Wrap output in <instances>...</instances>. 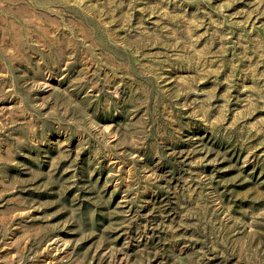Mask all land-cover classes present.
Wrapping results in <instances>:
<instances>
[{
	"label": "rangeland",
	"instance_id": "1",
	"mask_svg": "<svg viewBox=\"0 0 264 264\" xmlns=\"http://www.w3.org/2000/svg\"><path fill=\"white\" fill-rule=\"evenodd\" d=\"M0 264H264V0H0Z\"/></svg>",
	"mask_w": 264,
	"mask_h": 264
}]
</instances>
